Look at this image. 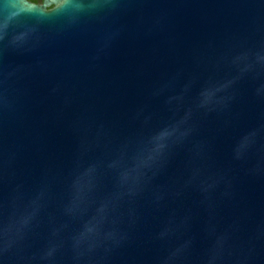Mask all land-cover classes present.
I'll return each mask as SVG.
<instances>
[{"label":"water","instance_id":"1","mask_svg":"<svg viewBox=\"0 0 264 264\" xmlns=\"http://www.w3.org/2000/svg\"><path fill=\"white\" fill-rule=\"evenodd\" d=\"M0 264H264V0H0Z\"/></svg>","mask_w":264,"mask_h":264},{"label":"flooded vegetation","instance_id":"2","mask_svg":"<svg viewBox=\"0 0 264 264\" xmlns=\"http://www.w3.org/2000/svg\"><path fill=\"white\" fill-rule=\"evenodd\" d=\"M38 5H46L47 9H52L59 6L62 3V0H29Z\"/></svg>","mask_w":264,"mask_h":264}]
</instances>
